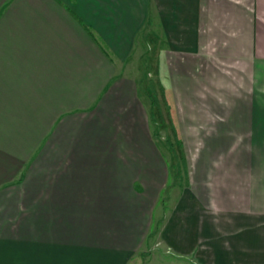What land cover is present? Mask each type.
<instances>
[{"label":"crops","instance_id":"obj_1","mask_svg":"<svg viewBox=\"0 0 264 264\" xmlns=\"http://www.w3.org/2000/svg\"><path fill=\"white\" fill-rule=\"evenodd\" d=\"M142 49L190 164L161 226ZM199 91L213 121L193 156ZM156 235L166 264H264V0H0V264H141Z\"/></svg>","mask_w":264,"mask_h":264},{"label":"rangeland","instance_id":"obj_2","mask_svg":"<svg viewBox=\"0 0 264 264\" xmlns=\"http://www.w3.org/2000/svg\"><path fill=\"white\" fill-rule=\"evenodd\" d=\"M150 28L145 25L143 28L142 34H145ZM144 47V46H143ZM145 50V47L143 48ZM143 49L138 53H136L133 57L134 59V70L135 74L137 75L139 79V92L141 97L142 106L146 113L147 118V126L150 128V130H153L155 133V140H156V151L159 156L163 159L166 165V173L167 175V185L164 187L165 189L162 190L161 193V201L157 204V218L155 219L156 224L160 221L158 224L161 226L163 223V220L165 219V209H162L160 205L164 202V200H167V197H169L170 201H172L175 197V195L178 194V192L186 186V180H185V174L190 172V164L189 162H185L184 156H183V150L181 145V138L177 131V125H175V120L172 115L171 110V98L169 97V86H166L163 83L164 73L163 68H148V64H151V61H148V53L143 51ZM156 62V61H155ZM158 64V63H155ZM220 70L225 71V74L227 75H233L232 69H224L220 68ZM214 71V70H210ZM135 75V76H136ZM202 76V75H201ZM205 77V83H203L201 86H203L205 91H211L210 86L208 84H211L209 74L207 76L203 75ZM174 82L176 83V78L174 79ZM215 85V84H214ZM175 92L177 91V87L173 86ZM182 92V87L180 86V94ZM200 94L203 93V91H199ZM222 91H216L215 96H218L220 93V100L221 103L224 104V101L222 98H224V95L221 93ZM207 93L202 94V97L205 100L204 102H198L197 108L205 109L204 116H198L196 117H190L191 121L188 125V129H185V132L188 136L186 138L187 142V149L188 152H192V155L194 156L197 151L195 148L190 149V146L196 145L195 140L197 136H200L205 132L210 133L212 130L211 125H206L207 122L213 121L212 119V112L210 111V106L208 105L207 97L205 96ZM209 94V93H208ZM190 102V101H189ZM181 104V103H180ZM195 105V104H194ZM179 106V101H178ZM181 106V105H180ZM186 110L185 112L193 113L194 106L189 108V104L187 103L185 106ZM209 108V109H208ZM201 109V110H202ZM206 114V115H205ZM208 114V115H207ZM223 118V117H220ZM179 119L181 120V124L183 125L184 122L188 124L189 117H186L183 115L179 116ZM216 119V118H215ZM192 134V136H190ZM184 135V134H183ZM203 136V135H202ZM49 137L51 139V136H45L44 140H49ZM189 139V140H188ZM183 142V141H182ZM237 151V150H236ZM252 153V152H251ZM242 158V162H243ZM198 166L200 169L203 167L209 168L210 167V158L208 156H201L198 161ZM240 165L238 164L237 168L235 169V172H242V169H239ZM216 172V171H215ZM232 172V171H231ZM234 171L232 173H235ZM193 174V170H192ZM217 174V173H216ZM241 175L240 173L236 174L235 176ZM218 176V175H217ZM237 184H241L240 181H236ZM240 186V185H238ZM236 186V189L239 187ZM178 196V195H177ZM169 201V202H170ZM162 202V203H161ZM164 213V214H163ZM163 214V217L161 220L158 221L159 217ZM158 233V230H156V234ZM163 243L159 239V237L152 236L147 241L146 245L144 246L143 252L146 253L140 254V258H142L141 264L147 263V258L151 259L152 254L155 256V264H166L168 263L167 259L163 255ZM147 255H149L147 257ZM169 257V256H168ZM185 261L181 262H175L177 264H193L191 261H189V258L185 256ZM174 260V259H172Z\"/></svg>","mask_w":264,"mask_h":264}]
</instances>
